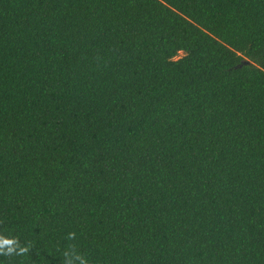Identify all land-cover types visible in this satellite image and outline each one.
I'll return each mask as SVG.
<instances>
[{"label":"trees","instance_id":"1","mask_svg":"<svg viewBox=\"0 0 264 264\" xmlns=\"http://www.w3.org/2000/svg\"><path fill=\"white\" fill-rule=\"evenodd\" d=\"M0 234L264 264V0H0Z\"/></svg>","mask_w":264,"mask_h":264},{"label":"clouds","instance_id":"2","mask_svg":"<svg viewBox=\"0 0 264 264\" xmlns=\"http://www.w3.org/2000/svg\"><path fill=\"white\" fill-rule=\"evenodd\" d=\"M75 233H69L68 238L73 239ZM30 245L22 246L17 237H5L0 234V256L11 257L22 256L29 252ZM65 257H69V252L64 253ZM76 259L80 260V264H87L86 260L80 255H76ZM64 264H71V261L68 259L65 260Z\"/></svg>","mask_w":264,"mask_h":264},{"label":"water","instance_id":"3","mask_svg":"<svg viewBox=\"0 0 264 264\" xmlns=\"http://www.w3.org/2000/svg\"><path fill=\"white\" fill-rule=\"evenodd\" d=\"M249 61L248 60H242V63H248Z\"/></svg>","mask_w":264,"mask_h":264}]
</instances>
